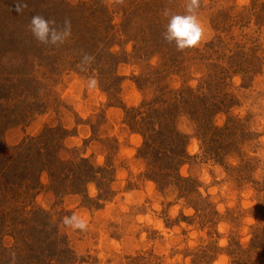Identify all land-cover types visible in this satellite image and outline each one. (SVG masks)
I'll use <instances>...</instances> for the list:
<instances>
[{"label": "rangeland", "instance_id": "374dc122", "mask_svg": "<svg viewBox=\"0 0 264 264\" xmlns=\"http://www.w3.org/2000/svg\"><path fill=\"white\" fill-rule=\"evenodd\" d=\"M164 7L184 0H0V151L27 142L40 184L14 217L44 210L57 238L31 241L33 264H264V0H200L204 37L183 52ZM35 14L69 18L68 42L36 41ZM68 168L97 173L77 189Z\"/></svg>", "mask_w": 264, "mask_h": 264}, {"label": "trees", "instance_id": "16d2710c", "mask_svg": "<svg viewBox=\"0 0 264 264\" xmlns=\"http://www.w3.org/2000/svg\"><path fill=\"white\" fill-rule=\"evenodd\" d=\"M24 61L25 60H22L19 64ZM1 101L2 98L0 99V108L2 107ZM151 138L154 139V137ZM147 140L146 143H144V147L151 145L149 137ZM30 141L33 140L31 139ZM30 150L31 147L26 142V144L24 143L23 145L17 147L15 153L17 154L16 157L13 156L12 158H7L0 151V220H2L0 225L2 227L10 228L12 230L11 237L16 241V246L13 247V249H6L1 243L3 231L0 228V264H13V257L10 252L17 254L14 258V264H33V262L35 263L36 261L34 260L36 259V255L33 253L34 249L31 247V241L40 247L47 245L50 238L52 241H57V238L55 236L52 237V234L48 231L49 220L47 217L48 215L44 210L29 209L26 211V208H24V211L21 213V215H23V219L19 222V224H16L17 217H14V215L18 214V211H20L18 206H20V204H22L27 197L33 194L30 193L25 197L27 191H35L40 187L39 182L34 179L30 168H28V165L26 164V162L32 164ZM23 159H26V161ZM88 170L89 169L81 172H89L92 176L89 177V179H95V174L97 172H94L93 168L90 169L91 171ZM81 172H77L70 168L67 171L66 176L63 178L66 183L68 182L70 185L73 184L74 187H78L75 186L77 185L75 182L77 181V178H85V176L83 177L81 175ZM53 174V170L50 171L51 177H53ZM60 175L61 174H59V176ZM61 180L63 179L61 178ZM77 189H79V187ZM17 226H20V228L17 229ZM54 243L55 242H52L51 245Z\"/></svg>", "mask_w": 264, "mask_h": 264}, {"label": "clouds", "instance_id": "9594fccd", "mask_svg": "<svg viewBox=\"0 0 264 264\" xmlns=\"http://www.w3.org/2000/svg\"><path fill=\"white\" fill-rule=\"evenodd\" d=\"M117 2L123 3V0H117ZM199 8L200 0H184L182 14L173 12L169 7H164L162 15L166 18L167 23L164 31L161 32L163 42L169 45L174 43L179 52L197 48L205 33L198 16ZM27 27L35 40L45 46L60 47L72 36V22L67 17L58 22L54 18L35 14L30 18ZM80 56L81 59L77 67L80 71L87 72L95 62V56L83 50H81ZM98 83V78L95 75H90L86 79V86L90 90L97 88ZM62 222L66 226L80 230H86L88 226L86 221L76 214L65 216ZM11 255L14 264L15 253Z\"/></svg>", "mask_w": 264, "mask_h": 264}]
</instances>
